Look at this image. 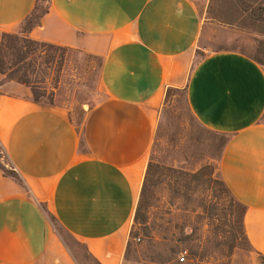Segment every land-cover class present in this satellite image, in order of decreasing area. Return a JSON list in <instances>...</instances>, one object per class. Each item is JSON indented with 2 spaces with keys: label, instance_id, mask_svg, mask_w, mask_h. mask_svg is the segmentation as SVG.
Returning <instances> with one entry per match:
<instances>
[{
  "label": "crops",
  "instance_id": "obj_1",
  "mask_svg": "<svg viewBox=\"0 0 264 264\" xmlns=\"http://www.w3.org/2000/svg\"><path fill=\"white\" fill-rule=\"evenodd\" d=\"M35 2L0 0V31L17 32ZM209 23L192 0L50 1L25 35L99 56L103 97L75 124L0 74V144L18 176L0 168V264H79L48 213L99 264H137L125 252L158 111L166 89L185 84L198 121L228 136L220 177L264 255V68L218 49L190 69Z\"/></svg>",
  "mask_w": 264,
  "mask_h": 264
},
{
  "label": "rangeland",
  "instance_id": "obj_2",
  "mask_svg": "<svg viewBox=\"0 0 264 264\" xmlns=\"http://www.w3.org/2000/svg\"><path fill=\"white\" fill-rule=\"evenodd\" d=\"M192 1L204 23L211 25H206L192 50L190 69L218 49L257 55L264 61V44L259 42L264 41V34L254 31H264V22L254 29L238 28L204 12L210 0ZM213 10L218 13L215 3ZM35 48L28 59L30 81L45 93L43 101L69 109L79 124L83 113L103 97L97 59L77 49ZM166 93L158 111L144 190L138 198L146 223L133 216L126 258L137 264H259L258 254L247 249L236 233L237 210L220 177V153L209 146L202 124L189 107L186 84L167 88ZM6 162L5 154H0V164L8 169ZM53 224L60 227L56 221ZM65 236L79 264H96L82 243ZM184 249L187 254L180 260Z\"/></svg>",
  "mask_w": 264,
  "mask_h": 264
},
{
  "label": "trees",
  "instance_id": "obj_3",
  "mask_svg": "<svg viewBox=\"0 0 264 264\" xmlns=\"http://www.w3.org/2000/svg\"><path fill=\"white\" fill-rule=\"evenodd\" d=\"M41 1L42 0H36L33 9L20 22L17 32H1L0 74L4 75V79L15 80L18 83L28 86L34 102L42 105H51L50 102H45L42 100L45 93L37 85H34L30 81V78L28 76V59L33 51L36 50L35 46L43 45L65 49L64 47L58 45L56 46L51 43L39 42L25 35L30 32L38 24L40 18L48 12L51 0H46L45 6L41 5ZM262 1L263 0H210L207 11L212 15V18L222 23L235 25L236 27L243 29H254V26H257L259 22H264V2ZM214 3L217 7L218 13L213 10ZM254 31H258L264 34V31H259L258 29H254ZM259 42L261 44H264V41ZM88 55L97 59L98 69H100L102 59L99 56H94L91 54ZM252 58L260 66L264 67V61L259 56L254 55V57ZM166 95L167 93L165 94V96ZM81 111L83 112V110ZM201 127L208 138L209 146L221 155L222 149L228 141V136L225 133L206 128L203 125H201ZM149 166L150 163L147 164L146 173ZM0 168L5 174L18 180V176L13 170L6 169L2 164H0ZM145 180L146 175L143 179L140 195L144 190ZM234 205L236 206L237 210L236 223L238 231L236 230V233L238 234V236H241L245 240V245L248 249L250 246L247 236L244 232L243 223L245 205L235 198ZM48 216L52 222L56 221L54 216H52L51 214L48 213ZM134 220L139 223H146L144 216L140 215L139 212V201L137 202L136 210L134 213ZM58 231L63 239L66 238L65 233L72 237L62 226L58 227ZM127 246L128 242L126 245V250ZM87 253L96 262V264H99L88 251ZM257 254L259 264H264V255L260 253Z\"/></svg>",
  "mask_w": 264,
  "mask_h": 264
},
{
  "label": "built area",
  "instance_id": "obj_4",
  "mask_svg": "<svg viewBox=\"0 0 264 264\" xmlns=\"http://www.w3.org/2000/svg\"><path fill=\"white\" fill-rule=\"evenodd\" d=\"M0 154H5L1 144H0ZM186 254H187V250L186 249L180 251V260H183L185 258V256H186Z\"/></svg>",
  "mask_w": 264,
  "mask_h": 264
}]
</instances>
